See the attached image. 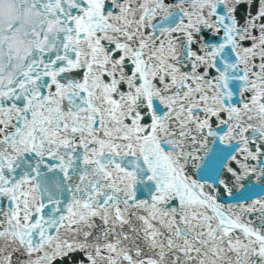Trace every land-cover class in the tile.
<instances>
[{"label": "snow or ice", "instance_id": "obj_1", "mask_svg": "<svg viewBox=\"0 0 264 264\" xmlns=\"http://www.w3.org/2000/svg\"><path fill=\"white\" fill-rule=\"evenodd\" d=\"M0 264H264V0H0Z\"/></svg>", "mask_w": 264, "mask_h": 264}]
</instances>
